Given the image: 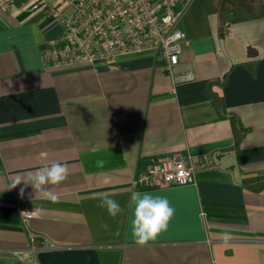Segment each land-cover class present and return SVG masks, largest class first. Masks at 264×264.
<instances>
[{"label":"crops","instance_id":"0c3cea01","mask_svg":"<svg viewBox=\"0 0 264 264\" xmlns=\"http://www.w3.org/2000/svg\"><path fill=\"white\" fill-rule=\"evenodd\" d=\"M178 26L174 74L151 50L50 66L61 27L43 10L0 14V264H264V0H193ZM174 153L204 164L195 183L137 182ZM54 161L68 165L49 186L56 202L11 188ZM135 191L175 209L143 247ZM102 193L123 213L99 207ZM23 209L37 211L25 220Z\"/></svg>","mask_w":264,"mask_h":264},{"label":"built area","instance_id":"2783aa9c","mask_svg":"<svg viewBox=\"0 0 264 264\" xmlns=\"http://www.w3.org/2000/svg\"><path fill=\"white\" fill-rule=\"evenodd\" d=\"M193 0H0V14L18 7L43 10L62 29L44 50L47 65L67 66L112 60L121 54L154 51L174 74L187 40L179 19ZM62 7V9L60 8ZM204 164L191 153L153 157L137 182L149 187L193 184ZM27 220L31 211L21 210Z\"/></svg>","mask_w":264,"mask_h":264},{"label":"clouds","instance_id":"9594fccd","mask_svg":"<svg viewBox=\"0 0 264 264\" xmlns=\"http://www.w3.org/2000/svg\"><path fill=\"white\" fill-rule=\"evenodd\" d=\"M33 27L35 30L36 26ZM67 176V163L54 161L51 164H44L35 173H30L29 180L17 177L13 181L11 188L17 187L23 181L25 187L31 184L34 191L38 190L52 202H56L58 198L50 190L49 186L61 184L67 179ZM24 191V188L20 189L21 197L24 196ZM100 197L98 206L106 209L111 218L123 213L124 209L118 201L109 198L106 193L100 194ZM128 207L132 210L131 236L135 243L141 247L148 245L150 241H154L162 232L166 231L175 213V209L170 205L166 197L150 192H133ZM36 211L34 209L30 214H35ZM25 214L29 213H21L22 216ZM100 227L107 230L109 226L102 221Z\"/></svg>","mask_w":264,"mask_h":264},{"label":"rangeland","instance_id":"374dc122","mask_svg":"<svg viewBox=\"0 0 264 264\" xmlns=\"http://www.w3.org/2000/svg\"><path fill=\"white\" fill-rule=\"evenodd\" d=\"M62 9V7H60Z\"/></svg>","mask_w":264,"mask_h":264}]
</instances>
